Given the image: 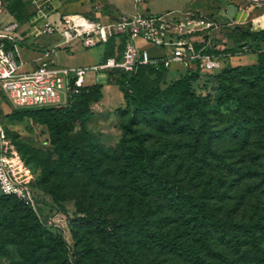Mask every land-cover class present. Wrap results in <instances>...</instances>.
Instances as JSON below:
<instances>
[{"label": "rangeland", "instance_id": "rangeland-1", "mask_svg": "<svg viewBox=\"0 0 264 264\" xmlns=\"http://www.w3.org/2000/svg\"><path fill=\"white\" fill-rule=\"evenodd\" d=\"M6 1L0 0V9H3ZM120 2L123 7L109 11L110 18L135 10L146 14L172 12L183 16L199 12L209 14L206 16L214 22V25L195 32L194 39L199 46H205L208 50H215V47L222 50L224 56L220 59V67L209 74L197 73L190 81L194 97L202 98L208 106L215 107L207 111L204 122L210 135L202 133L199 125L192 126L189 122L185 126L198 133L195 137L192 135L190 145L180 143L174 149L175 159L166 161L160 172L165 180L176 177L183 187L195 193L201 185L196 186L197 178L192 176L202 174L211 183L221 177V194L214 204L213 216L242 223H257L254 229L261 252L256 253L244 237L237 234L238 241L216 244V255L208 260L210 264H255L256 259H260L264 264V135L254 118L259 93L254 86V73L244 72L240 82L232 83L229 99L221 105L216 103L218 83L215 78V74L224 68L254 64L260 56L264 64V3L249 0H156L160 9L156 10L147 8L148 0L139 2L137 6H134L133 0ZM28 3L30 9L35 7L31 1ZM91 13L96 17L103 15L99 8ZM62 40L57 32H42L35 43L26 44L29 51L21 50L20 56L28 60V57L53 49L50 58L60 66H90L104 57L103 44L90 48L75 44L68 48L57 45ZM184 72L182 69L175 70V67L163 71L145 69L134 85V94L150 92L163 98L167 86ZM86 82L102 83V96L99 101L90 104V113L86 117L70 122L68 132L75 143H98L117 152L124 137L150 147L159 146L166 139L177 138L168 132L144 127L143 122L140 123L141 135L136 137V132L127 127L132 107L130 105L126 109L121 87L114 80H106L104 72L95 74L88 71ZM176 106L183 107V117L189 118L190 105L181 106L177 103ZM6 112L7 105L0 100V114L4 118L7 134L33 174L32 186L38 209L46 219H54L59 224L48 225L43 222L45 230L49 235L60 238L64 249L52 245L46 234L47 238L34 244L26 240L21 245H10L8 254H0V264H74L75 241L69 231L68 220L77 216L86 217V210L98 205L99 187L86 176L69 175L64 171L46 124L27 115L18 119L4 117ZM222 131H233L238 137H217ZM167 154L168 151H165L159 160L167 157ZM168 159H172V156ZM106 183L113 192H120L122 196L129 192L131 195L128 203L116 213L117 218L122 221L134 218L143 226L156 230L159 228L167 237H171L172 228L179 223V218L158 195L148 192L138 197L119 177L114 165L110 168ZM51 191L57 192L56 198L51 195ZM92 241L99 242L98 239ZM133 245L137 247L133 264H191L172 250L157 251L143 246L137 237H134ZM26 249L33 253L32 257L24 258L22 252ZM82 264L95 263L86 259ZM107 264L123 262L110 256Z\"/></svg>", "mask_w": 264, "mask_h": 264}, {"label": "trees", "instance_id": "trees-1", "mask_svg": "<svg viewBox=\"0 0 264 264\" xmlns=\"http://www.w3.org/2000/svg\"><path fill=\"white\" fill-rule=\"evenodd\" d=\"M111 53V42H109L104 47V57ZM145 69L164 70L147 65L139 66L134 73L111 70L107 72L106 80H114L121 87L126 109H129L131 105V118L127 127L136 132V137L141 135L140 123L142 122L144 127L165 131L177 137L166 139L156 147L144 146L136 140L125 137L117 152L113 148L98 143L86 145L75 143L68 132L69 124L72 120L86 117L90 113V104L100 100L103 84L99 82L82 87L66 105L11 109L4 114V117L8 116L11 119L27 115L46 124L50 130L51 143L57 149L60 165L64 171L69 175L86 176L99 187L98 205L86 210V217L77 216L68 220L69 231L75 241L74 264H82L86 259L92 260L95 264H107L110 256L117 258L123 264H133L137 252V247L133 245L134 237L148 248L157 251L172 250L191 264H210L208 258L216 255L215 245L228 243L231 240L238 241L237 234L242 235L245 242L250 244L256 253H260L261 249L254 229L257 223H242L213 216L214 204L221 194V182H219L221 177L215 183H211L208 178L204 179L202 174L192 176L197 178L195 185H201L200 190L195 193L183 187L176 177L169 181L165 180V176L160 172L166 161L175 159L173 158L174 149L180 143L190 145L192 135L195 137L198 133L185 126L189 122L192 126L199 125L202 133L210 135L204 122L207 111L214 110L215 107L208 106L202 98H195L190 89L191 79L200 72H188L178 77L170 86H167L164 97L160 98L150 92L134 94V85ZM244 72L254 73V86L259 92L254 118L264 135L262 56L254 64L231 66L215 74L218 83L216 103L221 105L229 99L231 84L240 82ZM177 103L181 106H191L187 114L189 118L183 117L184 108H178ZM3 124L5 127L4 118ZM242 129L244 130V127ZM223 136L237 139L238 134L236 135L233 131H222V134L217 137ZM165 151H168L167 157L159 160ZM170 156L172 159H168ZM23 161L26 164L24 159ZM112 165L119 177L126 181L138 197L152 192L177 214L179 223L172 228L171 237H167L159 228L156 230L143 226L134 218L122 221L116 217V213L126 202L128 203L131 195L126 192L122 196L120 192L108 189L106 181ZM196 165L199 168V165ZM51 195L56 198L57 192L51 191ZM46 234L50 237L52 245L64 249L61 239L49 235L45 225L28 206L12 195L0 192V254H8L10 245H21L26 240L32 244L40 242L42 238H47ZM90 237L93 240L98 239L99 242L94 243ZM32 254L27 249L22 252L24 258H30ZM255 264H262V262L256 259Z\"/></svg>", "mask_w": 264, "mask_h": 264}, {"label": "built area", "instance_id": "built-area-1", "mask_svg": "<svg viewBox=\"0 0 264 264\" xmlns=\"http://www.w3.org/2000/svg\"><path fill=\"white\" fill-rule=\"evenodd\" d=\"M37 0H31L36 4ZM37 10L43 13L51 0H40ZM144 0H133L134 6ZM47 5V6H46ZM103 16V15H102ZM89 13L63 14L58 22H46L42 32L59 33L57 45L90 48L111 42L112 53L90 66H60L50 58L53 49L24 60L18 47L6 46L13 41L7 27L0 25V100L7 110L63 106L88 84V71L122 70L134 73L139 66L154 69L185 70L211 73L220 67L222 50L199 46L194 33L214 22L205 14L194 12L176 15L172 12L146 14L139 10L124 12L115 18L103 19ZM96 81V78H95ZM4 116V115H3ZM33 174L7 136L0 114V192L21 200L40 222L59 225L46 219L38 209Z\"/></svg>", "mask_w": 264, "mask_h": 264}, {"label": "crops", "instance_id": "crops-1", "mask_svg": "<svg viewBox=\"0 0 264 264\" xmlns=\"http://www.w3.org/2000/svg\"><path fill=\"white\" fill-rule=\"evenodd\" d=\"M28 1L31 0H7L0 9V25L7 27V33L13 38V41L5 40L6 46L11 48L15 44L19 53L29 49L27 43H35L46 22L56 23L63 14L89 13L99 8L102 18L106 19L110 17L109 11L123 7L120 0H51L42 13L37 10L40 0L36 1L33 9L29 8ZM150 7L160 10L156 0H148L147 8Z\"/></svg>", "mask_w": 264, "mask_h": 264}, {"label": "water", "instance_id": "water-1", "mask_svg": "<svg viewBox=\"0 0 264 264\" xmlns=\"http://www.w3.org/2000/svg\"><path fill=\"white\" fill-rule=\"evenodd\" d=\"M251 2H255V3H264V0H249Z\"/></svg>", "mask_w": 264, "mask_h": 264}]
</instances>
